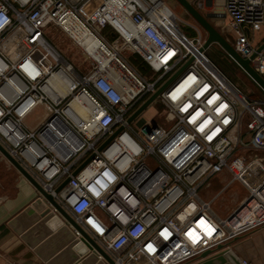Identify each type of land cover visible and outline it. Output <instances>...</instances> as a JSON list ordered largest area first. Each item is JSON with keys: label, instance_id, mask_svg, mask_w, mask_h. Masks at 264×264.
I'll list each match as a JSON object with an SVG mask.
<instances>
[{"label": "built area", "instance_id": "built-area-1", "mask_svg": "<svg viewBox=\"0 0 264 264\" xmlns=\"http://www.w3.org/2000/svg\"><path fill=\"white\" fill-rule=\"evenodd\" d=\"M190 1L201 12L222 9L218 15L229 18L225 29L234 48L244 58L255 55L251 64L264 78V47L258 51L264 40L256 43L251 36L264 28V0ZM0 13L10 21L0 28V143L115 264H198L206 252H226L239 237L264 228V162L249 155L264 150V99L226 78L207 58L208 50L200 51V33L191 39L177 21L178 30L162 23L150 0H0ZM67 17L115 54L112 66L84 50L95 63L83 74L54 48L46 28L54 24L67 32ZM124 18L137 33L132 41L118 27ZM120 42L140 67L122 57ZM191 57L158 97L166 109L164 125L141 115L129 121ZM148 70L155 78L147 79ZM188 76L196 82L172 102L171 92ZM213 95L218 100L209 106ZM188 102L192 107L181 112ZM221 104L227 107L217 113ZM40 107L49 116L32 129L26 121ZM196 110L204 115L189 123ZM208 118L212 123L199 131ZM124 133L139 154L121 142ZM106 170L118 179L95 197L89 188L97 179L107 183ZM224 172L231 176L228 184L239 182L247 196L221 217L211 207L218 195L205 201L199 190ZM165 229L167 238L160 234Z\"/></svg>", "mask_w": 264, "mask_h": 264}, {"label": "crops", "instance_id": "crops-1", "mask_svg": "<svg viewBox=\"0 0 264 264\" xmlns=\"http://www.w3.org/2000/svg\"><path fill=\"white\" fill-rule=\"evenodd\" d=\"M204 12L221 14L222 9ZM262 229L244 235L262 241L259 246L252 241L250 246L254 250L244 253V258L254 264H264V255L258 252H264ZM242 237L232 243L239 246ZM96 261L95 254L76 236L73 227L50 208L0 153V264H95Z\"/></svg>", "mask_w": 264, "mask_h": 264}, {"label": "rangeland", "instance_id": "rangeland-1", "mask_svg": "<svg viewBox=\"0 0 264 264\" xmlns=\"http://www.w3.org/2000/svg\"><path fill=\"white\" fill-rule=\"evenodd\" d=\"M162 1L178 17L177 22L188 37H190L191 39H195L200 33L204 38H206V32L199 26V24L196 23V21L192 17L187 14V12L181 7V5H179L175 0ZM202 12L205 14L204 11ZM228 21L229 18L226 16L210 19V22L234 46L235 43L233 41V38L225 29ZM190 29L191 31L193 30L195 32L193 35L190 34ZM251 36H254L256 43H260L264 40V28L251 34ZM46 37L54 46V48H56V50H58L60 54L77 69L78 72L85 74L89 72L91 67L94 65L95 60L87 55L84 49L60 27H57L54 24H50L46 28ZM122 45L123 43L120 42V46ZM122 47H119L122 57H124L125 59L133 57L134 54L131 50H129L127 47ZM207 54L210 60H212L220 69H222L223 72H226L230 76L231 80L234 84H236L239 90H242L243 93L251 96L254 99H264V92L258 89L251 82V80L245 76V74L235 70L237 69L235 66L237 64L227 54H223V50L217 44L211 45L207 51ZM134 57L137 58L136 55ZM153 74L154 73L151 70H148L146 73V75L148 76L147 79H153ZM165 111L166 109L164 105L159 101V99H157L141 114V117L150 122L164 125L163 123H165L166 120ZM48 116L49 114L47 113V111H45L43 107H40L32 115V120L29 118L26 122L32 129H35L43 121H45ZM249 155L252 157H257L264 162V150H255L249 153ZM230 181L231 176L227 172H224L210 178L205 186L199 190V195L205 201H211L218 195L212 202L211 207L221 217L226 216L235 206H237L239 202H241L247 196L246 189L242 184H240L239 182L228 184ZM224 188L225 190L222 191ZM248 234L251 235L250 233ZM249 235H243L244 237L241 236L242 238L239 241V246H237L236 243L231 244V250L235 253H238V255H235L240 260H245L244 253L246 254L247 251L251 252V250H254L251 249V247L253 246H250L252 245V241L255 242V244L258 246L262 242L257 239L255 240L254 238L250 240L251 237ZM258 252H261V254L264 255L263 251L258 250Z\"/></svg>", "mask_w": 264, "mask_h": 264}, {"label": "water", "instance_id": "water-1", "mask_svg": "<svg viewBox=\"0 0 264 264\" xmlns=\"http://www.w3.org/2000/svg\"><path fill=\"white\" fill-rule=\"evenodd\" d=\"M181 7L187 12V14L192 17L197 24L206 32L207 36L205 38V43L200 51H205L210 48L211 45L217 44L236 64L241 68V70L264 92V78L255 71L251 64V59L242 57L234 48V46L228 41V39L210 22L211 18L220 17L218 14H203L190 0H175ZM264 47V44L258 49L260 51ZM194 60L191 57L186 65L174 75L166 84L162 85L157 91L134 113L129 121H132L137 116L141 115L152 103H154L158 97L164 92L169 84H171ZM115 136V135H114ZM114 136L110 139L112 140ZM109 140V141H110ZM108 141V142H109ZM104 146V145H103ZM0 153L19 171V173L29 181L32 186L36 189L40 197L49 205L54 207L58 214H60L67 223H69L74 229L80 232L82 238L81 240L87 245V247L92 251L97 257V253L103 256V258L109 264H115L113 259L94 241L75 221L74 219L63 209V207L54 199V197L46 192L42 186L34 179V177L26 171V169L10 155L7 149L0 143ZM84 166V165H83ZM79 170L75 171L77 174ZM69 181L67 179L61 187L57 189L60 191L61 188ZM221 248V247H220ZM227 253H231L238 264H241L240 259L235 255V253L228 249L226 252L220 254H213L212 251L203 254L202 258L204 261L198 264H223L224 256ZM106 261L99 259L95 264H107Z\"/></svg>", "mask_w": 264, "mask_h": 264}, {"label": "bare ground", "instance_id": "bare-ground-1", "mask_svg": "<svg viewBox=\"0 0 264 264\" xmlns=\"http://www.w3.org/2000/svg\"><path fill=\"white\" fill-rule=\"evenodd\" d=\"M153 5L158 9L159 14L163 17H159V20L168 25L173 30H178L177 16L170 10V8L162 0H150ZM64 26L68 34L79 44L86 52L89 53L95 60L101 61L105 64L115 62V54L110 53L99 40L91 36V34L83 27L82 24L76 22L72 17H67L64 20ZM119 29L132 41L137 38L136 31L132 28L129 21L124 18L122 19ZM223 264H238L236 258L231 254L227 253L224 256Z\"/></svg>", "mask_w": 264, "mask_h": 264}, {"label": "clouds", "instance_id": "clouds-1", "mask_svg": "<svg viewBox=\"0 0 264 264\" xmlns=\"http://www.w3.org/2000/svg\"><path fill=\"white\" fill-rule=\"evenodd\" d=\"M9 19L7 16H5L3 13H0V28H3L5 25H7L9 23ZM28 66H26L27 68ZM33 71H35L33 69ZM31 74V73H30ZM38 74V73H37ZM196 82V78L194 76H188V78L186 80L183 81V83H181L174 91L171 92L169 99L172 102H176L180 99V97ZM207 91V88L205 87L204 89H202L201 91L197 92L196 95V99H199L201 96L204 95V93ZM117 98L113 97V100L115 101ZM218 100V97L216 95H213L210 99L207 100V104L209 106L213 105L216 101ZM192 107L191 102L185 103L181 108L180 111L181 112H187L190 108ZM227 105L225 104H221L218 108H216V112L217 113H222L225 109H226ZM204 115V112L201 110H196L194 112V114H192L189 118V123H195L201 116ZM171 118V116L169 117ZM227 121H225L226 123ZM212 123V119L208 118V119H204L203 122L199 125V131H203L206 127H208V125H210ZM156 131V129H154V132ZM217 131H219V129H217ZM213 135H215V133H213ZM188 137H184V139H187ZM121 142L126 145L128 148L131 149V151H133L136 154H139V152L141 151L139 146L135 144V141L132 140V138L130 136H128L127 133H124L121 136ZM209 139H211V137H209ZM115 146V145H114ZM110 151V149H109ZM121 171H124V169L122 168ZM103 177H105L107 179V183H105L104 179H97L95 181V185L89 188V191L92 193L93 196L95 197H100L103 191H106L110 184L115 183L118 179V177L116 175H114L111 171H105L103 173ZM96 185L99 186V189H97ZM121 191H123V189H121ZM132 203L134 204L135 202L132 201ZM81 207H85L84 205H81ZM121 220H125L126 218L121 216L120 217ZM181 220L184 219L183 216L180 217ZM200 227H203L205 229V231L208 230L207 225L202 224V221L200 223ZM163 237L167 238L170 233L167 231V229H165L163 232L160 233ZM190 236L194 237L193 233H189Z\"/></svg>", "mask_w": 264, "mask_h": 264}, {"label": "trees", "instance_id": "trees-1", "mask_svg": "<svg viewBox=\"0 0 264 264\" xmlns=\"http://www.w3.org/2000/svg\"><path fill=\"white\" fill-rule=\"evenodd\" d=\"M195 32L192 30L191 31V29H190V34L191 35H193ZM223 54H226L224 51H223ZM206 56H207V58L210 60V58L208 57V54H206ZM137 67H140V65H139V63H137L136 62V59L134 58V57H130L129 58ZM225 76H226V78L231 82V83H233V81L231 80V78H230V76L226 73V72H223L222 71V69H220L212 60H210ZM233 63V62H232ZM234 65H235V63H234ZM236 66V68L237 69H235L236 71H238V72H241V73H243V74H245L242 70H241V68L239 67V66H237V65H235ZM245 76L247 77V78H249L246 74H245ZM250 79V78H249ZM251 80V79H250ZM251 82L258 88V89H260L252 80H251ZM234 84V83H233ZM235 86H236V84H234ZM237 87V86H236ZM238 88V87H237ZM261 90V89H260ZM242 91V90H241ZM243 92V91H242Z\"/></svg>", "mask_w": 264, "mask_h": 264}, {"label": "snow or ice", "instance_id": "snow-or-ice-1", "mask_svg": "<svg viewBox=\"0 0 264 264\" xmlns=\"http://www.w3.org/2000/svg\"><path fill=\"white\" fill-rule=\"evenodd\" d=\"M202 224L206 225L203 221H202ZM207 227H208L207 233L209 235H211L213 229L210 226H208V225H207ZM193 239H195V237H193ZM148 249H149V251H153L154 250L153 247H152V245H148Z\"/></svg>", "mask_w": 264, "mask_h": 264}]
</instances>
